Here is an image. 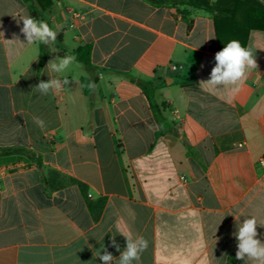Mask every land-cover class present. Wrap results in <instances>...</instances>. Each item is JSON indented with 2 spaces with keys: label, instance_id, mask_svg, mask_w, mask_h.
Instances as JSON below:
<instances>
[{
  "label": "crops",
  "instance_id": "1",
  "mask_svg": "<svg viewBox=\"0 0 264 264\" xmlns=\"http://www.w3.org/2000/svg\"><path fill=\"white\" fill-rule=\"evenodd\" d=\"M24 16L29 4L0 0V150L29 149L43 169L0 154V264H102L97 253L118 259L129 232L148 241L140 264H255L236 259L234 233L255 216L264 243V32L246 46L261 79L250 71L236 91L201 84L219 51L206 11L53 0L43 17L57 41L41 68ZM86 45L93 70L76 62L60 94L34 90L55 76L49 61Z\"/></svg>",
  "mask_w": 264,
  "mask_h": 264
},
{
  "label": "clouds",
  "instance_id": "2",
  "mask_svg": "<svg viewBox=\"0 0 264 264\" xmlns=\"http://www.w3.org/2000/svg\"><path fill=\"white\" fill-rule=\"evenodd\" d=\"M23 27L21 32L24 34L27 45L38 46L40 44L51 47L57 41V31H55L44 20H37L31 16L21 18ZM19 40V39H18ZM216 64L211 70L210 79L201 84L210 85L213 88L218 86H236L235 90L239 91L241 82L246 79L250 71L256 73V82L259 83L261 74L258 72V63L252 48L244 47L238 40L228 42L222 50L215 55ZM77 62L75 55H65L49 61L47 69L50 74H55L47 82L41 81L34 87V90L47 95L50 92L60 94L70 83L66 77L60 78L69 68ZM87 87L90 90L96 88L95 82H90ZM34 122L44 127V121L39 117H33ZM258 221L255 216L244 219L243 223L237 228L234 236L237 240L236 259L254 261L255 264H264V243L257 238ZM126 248L121 252L118 259L114 258L111 253L103 246L102 250L97 253L102 264H140L141 255L148 248V241L143 236L134 237L131 232L126 236ZM112 246L120 251L115 237L112 238Z\"/></svg>",
  "mask_w": 264,
  "mask_h": 264
},
{
  "label": "trees",
  "instance_id": "3",
  "mask_svg": "<svg viewBox=\"0 0 264 264\" xmlns=\"http://www.w3.org/2000/svg\"><path fill=\"white\" fill-rule=\"evenodd\" d=\"M25 3L29 4V11L31 17L37 20H45L43 17V12L46 11L53 3V0H23ZM154 3H173L176 5H185L193 9L203 10L214 17L215 32L218 42V50H222L223 47L232 40H238L242 46L246 47L248 42V35L251 30H259L264 32V5L257 0H217L212 3L210 0H151ZM230 2L231 7L225 8L224 4ZM248 6L249 14L244 20H239L237 18V11L240 6ZM49 26L50 23L46 21ZM40 68L44 65L47 57L49 56L48 45L40 44ZM71 55H75L77 62L83 64L88 69H94L91 65L90 55L91 46L86 45L73 51ZM96 77H88L82 79L83 90L86 95H90L93 90H90L87 85L90 82L96 83ZM148 86L149 84H144ZM152 106V104H151ZM157 121L160 126V130L163 128L162 121L159 117L157 108L152 106ZM1 155H18L23 156L30 162L37 164L41 169H43L42 157L40 154L35 153L29 149L16 148L9 150H0ZM55 177L60 175L51 171ZM46 182V179L44 180Z\"/></svg>",
  "mask_w": 264,
  "mask_h": 264
},
{
  "label": "built area",
  "instance_id": "4",
  "mask_svg": "<svg viewBox=\"0 0 264 264\" xmlns=\"http://www.w3.org/2000/svg\"><path fill=\"white\" fill-rule=\"evenodd\" d=\"M78 20H79V19H78L77 16H74V17H73V23H72V27H73V28H76V25H77V23H78Z\"/></svg>",
  "mask_w": 264,
  "mask_h": 264
}]
</instances>
